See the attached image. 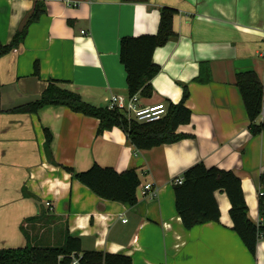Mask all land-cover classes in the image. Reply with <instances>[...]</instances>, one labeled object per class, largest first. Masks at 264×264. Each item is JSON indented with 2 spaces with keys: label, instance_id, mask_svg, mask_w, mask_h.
Returning a JSON list of instances; mask_svg holds the SVG:
<instances>
[{
  "label": "crops",
  "instance_id": "0c3cea01",
  "mask_svg": "<svg viewBox=\"0 0 264 264\" xmlns=\"http://www.w3.org/2000/svg\"><path fill=\"white\" fill-rule=\"evenodd\" d=\"M35 3L0 0V45L12 41ZM44 4L18 49L0 55V248L60 245L69 234L80 239L82 250L125 254L133 264H264V240L252 255L233 230L224 191L214 192L220 220L191 229L184 227L174 196V180L203 162L233 171L248 217L261 220L264 129L252 132L235 81L239 71L253 70L264 84V0ZM163 6L177 9L174 35L155 49L160 71L152 79V95L140 96L139 104H176L186 89L192 120L178 130L192 137L138 149L122 129L98 133V118L64 105L15 110L38 99L53 80L96 106H108L112 95L128 96L120 40L155 34ZM45 129L51 134L48 148ZM93 164L118 172L135 169L137 203L102 198L64 169L79 172ZM147 183L155 194L144 192ZM53 221L60 240L44 243L34 231L42 222L50 230Z\"/></svg>",
  "mask_w": 264,
  "mask_h": 264
},
{
  "label": "trees",
  "instance_id": "16d2710c",
  "mask_svg": "<svg viewBox=\"0 0 264 264\" xmlns=\"http://www.w3.org/2000/svg\"><path fill=\"white\" fill-rule=\"evenodd\" d=\"M45 12L44 0H36L34 10L22 27L14 34L12 41L0 45V55L19 45L26 37L28 26L37 21ZM177 9L163 6L160 10L158 31L155 34L124 36L120 40V61L126 71L128 96L139 94L150 97L153 93L152 79L160 71V65L153 60V53L174 35L173 17ZM37 68V63H35ZM236 86L240 92L249 125L253 133L264 129V119L259 124L264 84L253 70L239 71L236 75ZM188 91L184 90L183 98L176 104L167 106V114L154 122H138L128 119L119 108L96 106L84 100L80 94L60 85V81L49 82L38 99L17 107L15 110L34 113L46 105H64L74 112L84 113L98 118V133L114 127L122 129L130 142L138 149H150L165 143H172L187 137L178 130L180 125L192 120V111L185 104ZM1 113V108H0ZM47 148L51 134L45 129ZM73 177L89 187L96 195L128 205L138 201L137 188L140 179L135 169L118 172L113 167L93 164L84 171H75L64 167ZM182 182L174 185L175 207L186 229L206 222H218L220 209L214 192L222 190L228 196L229 210L233 230L241 238L252 255H256L260 239L264 240V194L260 196L258 210L261 220L253 222L248 217V205L245 200L240 178L231 170L216 166H206L197 162L188 167L182 174ZM260 187L264 192V174L260 177ZM24 229V227L22 228ZM25 233V232H24ZM76 256L80 264H133L130 256L121 253H110L97 250H82L78 237L66 235L60 245H34L27 242L14 248H0V264H69Z\"/></svg>",
  "mask_w": 264,
  "mask_h": 264
},
{
  "label": "built area",
  "instance_id": "2783aa9c",
  "mask_svg": "<svg viewBox=\"0 0 264 264\" xmlns=\"http://www.w3.org/2000/svg\"><path fill=\"white\" fill-rule=\"evenodd\" d=\"M84 32V31H82ZM140 96L135 94L133 96H122V95H112L109 98V108H119L128 119H133L138 122H154L162 119L168 112V108L164 102L150 104L142 106L139 104ZM260 116L264 118V95L262 99V108ZM182 177H178L174 180L175 184L181 183ZM151 191L155 194L156 189L151 183H147L144 186V192ZM263 190H259V195H263ZM69 264H80L78 257L73 256L72 261Z\"/></svg>",
  "mask_w": 264,
  "mask_h": 264
},
{
  "label": "rangeland",
  "instance_id": "374dc122",
  "mask_svg": "<svg viewBox=\"0 0 264 264\" xmlns=\"http://www.w3.org/2000/svg\"><path fill=\"white\" fill-rule=\"evenodd\" d=\"M55 226L56 228L54 227V221H53L51 225L49 226L50 228L49 230L48 228H45V224L44 222H42L40 226L36 228V230L34 231V235L40 236L41 240L43 239L44 243L48 242L49 238L53 239L54 241H59L60 240V228H59V225H55Z\"/></svg>",
  "mask_w": 264,
  "mask_h": 264
}]
</instances>
